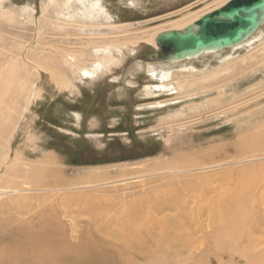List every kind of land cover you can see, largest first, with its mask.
<instances>
[{
	"label": "rangeland",
	"instance_id": "rangeland-1",
	"mask_svg": "<svg viewBox=\"0 0 264 264\" xmlns=\"http://www.w3.org/2000/svg\"><path fill=\"white\" fill-rule=\"evenodd\" d=\"M51 1L0 0V109L9 116L0 131V155L13 159L17 150L36 154L27 158L34 161L52 153L68 179L88 180V188L76 193H88L108 204L104 217L96 222L73 213L77 239L72 242L93 237L120 244L115 236L123 230L124 206L185 182L192 186L186 193L190 201L198 200V207L184 209L186 215H195L187 217L188 222L198 224L205 238L212 230L209 204L239 199L244 205L264 208V188L251 191L248 185L253 176L264 180V24L240 48L167 64L148 60L157 50L150 41L162 32L181 31L180 24L196 21L230 0H99V7L91 4L95 0ZM105 45H112L120 63L92 79L73 74L62 61L65 56L76 61L83 50L89 65L95 60L93 49ZM113 45L120 47L118 54ZM150 65L169 71L171 77L151 78L144 70ZM58 72L70 79L73 88L60 83ZM161 82L168 85L167 91L145 95L147 87ZM239 145L254 147L244 153ZM182 154L199 167H185L187 173L174 179L169 171ZM213 156L217 161L213 164L198 158ZM9 208L0 211V219L13 216L10 227L18 226V210ZM166 208L142 210V218L146 214L160 220L174 217L176 211ZM242 233V239L233 243V253L200 245L197 233L185 239L189 243L184 249L168 242L163 264L201 260L247 264L244 255L264 261V240L258 239L264 234L254 232L259 237L252 241V234ZM153 235L162 234L157 230ZM223 241L232 244L228 238ZM129 257L133 263L145 264L150 253L131 250ZM9 263L0 258V264Z\"/></svg>",
	"mask_w": 264,
	"mask_h": 264
},
{
	"label": "bare ground",
	"instance_id": "bare-ground-1",
	"mask_svg": "<svg viewBox=\"0 0 264 264\" xmlns=\"http://www.w3.org/2000/svg\"><path fill=\"white\" fill-rule=\"evenodd\" d=\"M78 2L80 3V1ZM91 2V4H95L97 7L100 6L97 5L99 4V0ZM99 11H101V9ZM82 13L83 12H81V14ZM89 13L90 12H88V14ZM193 22H195L194 19L188 20L184 23L181 22L180 29H184ZM249 40L250 37L243 43L230 49L235 50L240 48L245 43H249ZM150 42L156 45L155 41ZM113 47L116 49V54H118L117 51H119L120 47L119 49L117 46L113 45ZM158 50L157 47L155 52H158ZM93 51L95 60L89 65L84 61L86 52L83 50L78 56L75 55L78 57L76 61L68 60L66 56L62 58V61L71 67L73 74L78 73L87 79H92L101 70L109 71L110 68L115 67L120 63V60H118L112 52V45H105L101 50L96 48L95 50L93 49ZM99 52L101 55L97 56ZM154 53L148 57V60L151 62H155V58H158V56L154 57ZM184 68L186 69V67H183V69ZM144 70L154 79L163 81L168 80L171 77L169 71H163V69L157 71L151 65L146 66ZM56 74V77L65 88H73V83L69 78L65 77L62 72ZM167 86V84L161 82L160 84L158 83L151 87H147L145 89V95L150 96L155 95V93H163L167 91ZM178 90L180 91L182 88H179ZM6 109L8 110V108ZM2 110L0 109V131L4 129V125L9 122V116L1 113ZM253 147L254 146L250 145H239V151L246 153L252 151ZM33 155L36 156V154H30V156ZM30 156L24 152L23 154L19 153L17 150L13 159L8 158L7 155H0V211L4 209L6 210L9 207H14V209L18 210L15 215L21 217L19 225L15 227H10V224H12L13 221L12 215V218L6 217L3 220L0 219V229H2L3 232L0 235V258L10 262L9 264H137L130 260L129 253H131V250L150 253V257L146 258L145 264H163V257L165 256L164 249L167 251L168 242L171 244L173 241L178 244V247L176 248L184 249L189 243L188 240L185 239L192 238L196 233L199 235L197 242L200 245L211 244L217 251H221L225 248V251H223L224 253L233 250V243L236 242L238 238L242 239L241 235H243L242 232L244 231H246V234H252V236L249 235L252 241L259 237V235L255 237L253 234L254 232L264 234V208L261 209L257 207L256 204H253L254 206L244 205V201L238 199L233 201V203L221 204L217 201L209 204L208 209L206 210L210 212L209 216L212 230L209 236L205 238L204 231L199 228L198 224L191 225V223L188 222V218H195V215L194 213L186 215L185 210L188 207L191 209L198 207V200L190 201L191 199L186 193L187 188L192 186H189V184L185 182L182 183L180 187L175 186L174 188L162 189V191L156 194V197L154 198H149L147 200L143 199L135 205L127 204L124 206L123 211L125 213V218L121 223V228L123 230L115 236V240H119L120 244L112 245L109 242L104 243L93 237L82 240L80 243H75L72 242V240L75 241L77 239L75 236V233H77V230H75L77 220L76 217L73 216V213L80 214L82 217L88 216L90 222H96L104 217L105 211L109 209L108 204H101L97 201V198L92 197L88 193H76L80 189L88 188L86 187L89 183L88 180H86V178L79 180L77 178L68 179L66 177L65 169L62 168L60 162L52 155V153L44 156L41 155V158H37L34 161L27 160ZM185 158V155H180L179 158H177L178 163L174 169L172 167L170 171L168 170L173 175L174 179L177 178V176L179 177L180 175L187 173V169L190 167H193L192 169L199 167V165L197 166L196 161L192 160L187 162L185 161ZM198 158H200V161L203 160L207 164L217 162L216 157L214 156L213 158ZM185 167H187V169ZM253 173L256 175L258 174L257 171H253ZM254 177L255 176H253V179L250 180V183L248 184L250 185V190L255 191L252 189L260 190L259 187L264 188V180L259 178L255 179ZM242 181L240 182L241 184H243ZM243 182L244 184H247L248 181L245 180ZM196 185L200 186L198 183ZM251 186L253 187L251 188ZM172 190L175 191L174 194L172 193ZM181 199L185 200L181 202ZM261 204H259V206ZM166 205L169 207L166 208L168 212L173 210L176 211L174 217H164L160 220L156 215L146 214V216L142 218L143 211L147 209L155 211L157 208ZM33 210H35V212H33ZM2 215L3 214L0 216ZM180 219L187 222L183 221L180 223ZM157 230L162 235H153ZM227 238L232 244L223 241ZM258 239L264 240V235ZM172 248H174V246H172ZM172 256L175 257V255ZM254 256L244 255L247 264H264V261L260 256ZM183 264H186V262H183ZM197 264H205V262L204 260H201Z\"/></svg>",
	"mask_w": 264,
	"mask_h": 264
},
{
	"label": "water",
	"instance_id": "water-1",
	"mask_svg": "<svg viewBox=\"0 0 264 264\" xmlns=\"http://www.w3.org/2000/svg\"><path fill=\"white\" fill-rule=\"evenodd\" d=\"M264 24V0H231L203 15L179 32L158 34L155 61L171 64L196 60L233 48L251 37Z\"/></svg>",
	"mask_w": 264,
	"mask_h": 264
}]
</instances>
